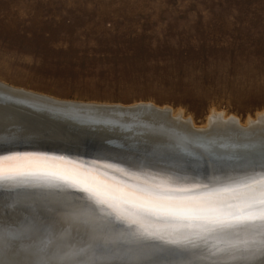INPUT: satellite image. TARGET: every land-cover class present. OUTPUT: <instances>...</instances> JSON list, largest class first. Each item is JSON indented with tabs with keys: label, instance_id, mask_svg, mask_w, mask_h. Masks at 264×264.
Instances as JSON below:
<instances>
[{
	"label": "rangeland",
	"instance_id": "rangeland-1",
	"mask_svg": "<svg viewBox=\"0 0 264 264\" xmlns=\"http://www.w3.org/2000/svg\"><path fill=\"white\" fill-rule=\"evenodd\" d=\"M0 81L246 124L264 112V0H0Z\"/></svg>",
	"mask_w": 264,
	"mask_h": 264
},
{
	"label": "snow or ice",
	"instance_id": "snow-or-ice-1",
	"mask_svg": "<svg viewBox=\"0 0 264 264\" xmlns=\"http://www.w3.org/2000/svg\"><path fill=\"white\" fill-rule=\"evenodd\" d=\"M121 164L29 152L0 156V187L86 194L84 205L67 213L71 231L0 220V264H231L264 257V152L244 167L202 176L148 159ZM101 167L132 182L108 177Z\"/></svg>",
	"mask_w": 264,
	"mask_h": 264
},
{
	"label": "bare ground",
	"instance_id": "bare-ground-1",
	"mask_svg": "<svg viewBox=\"0 0 264 264\" xmlns=\"http://www.w3.org/2000/svg\"><path fill=\"white\" fill-rule=\"evenodd\" d=\"M3 92L9 94L10 98L1 95ZM0 95L4 96L6 101L14 104L11 106L17 107L18 109L16 110H22L19 116L34 114V116L29 118V122L38 118L37 116L41 120H44L47 116L50 117L48 118L50 120L58 116H64L69 121H74L75 119L81 120L76 124V127L81 126L78 129L83 130V132H90V129L96 128L95 131H103L106 135L110 136L126 135L132 139L138 137L140 140L144 138L142 140L143 143H152V141L159 140V145L164 141V147L170 150H180L182 148L183 150L187 149L194 152L187 144L190 141L191 144L203 149L210 146L211 151L214 154L218 153L220 156L233 154L241 157L250 154L251 157L254 155L256 158H259L261 153L264 152V112L257 115L256 119L251 118L248 122L246 120V124H242L233 115L229 117L225 116L223 111H221L222 113L219 111L212 112L207 125L200 127L196 126L191 118L185 119L181 112L175 113L171 107H160L150 102L137 103L141 106H152L153 109L158 111L168 110V122L176 124L177 127L170 129L167 125L162 127L161 124L155 121L158 118L160 120V118L165 117L160 116L161 114H156L153 109H150V114H138L136 110L133 112L125 110V108L137 106V104H100L61 100L41 93L17 88L2 81H0ZM72 106L74 108H71ZM114 107L124 110L101 109ZM8 112L9 110L0 105V119L1 116H4L5 119L3 120L10 123L9 119L11 118L13 119L12 124L16 125L18 121L13 116L14 114L11 115ZM66 114H70L75 119L70 120ZM167 119L165 120L166 123H168ZM18 120L20 122V119ZM47 123L49 125H46ZM51 123L54 122L42 121V127L38 125L31 127L29 123V127L23 129L31 133L38 127L40 130L37 134L48 137L47 130L56 127L54 124H52L53 126L50 125ZM66 191H47V189L25 187H0V216L3 215L5 217L7 215L2 210L5 209L12 213V218L29 219L32 222H40L46 226H51L52 223H56L57 225L63 224L71 231V225L68 224L67 220V213L72 207H82L85 201L76 199L66 193ZM111 219L113 224L123 227L120 221L115 220L114 217ZM231 264H264V257L257 255L248 261H244V263L237 261L231 262Z\"/></svg>",
	"mask_w": 264,
	"mask_h": 264
},
{
	"label": "water",
	"instance_id": "water-1",
	"mask_svg": "<svg viewBox=\"0 0 264 264\" xmlns=\"http://www.w3.org/2000/svg\"><path fill=\"white\" fill-rule=\"evenodd\" d=\"M1 95H5V97L10 98V96H8L9 94H5V92L1 93ZM1 97L0 105L9 110V114H14L13 116L15 119H17L18 123L16 125L12 124L13 119L11 118L9 119L10 123H7L6 120H3L5 119L4 116H1L0 156L7 155L10 152L41 153L57 158H64V160L74 163L89 162L90 164L92 161L101 160L102 164L121 165L122 167H126L125 165L121 164L123 159H148L156 163L160 168L173 169L179 174L201 176L214 174V168L223 166L225 170H230L233 168L238 169L244 167L247 162L253 159H259L254 155L251 157L250 154L241 157L233 154L220 156L218 153L214 154L211 151L210 146H207L208 148H205V151V149L191 144L190 141H188L187 144L190 148H192V150H194L195 153L191 152V150H183L182 148L180 150L167 149L164 147V141L158 145L159 140L152 141V143H143L142 140L144 138L140 140L138 137H134L132 139L126 135H106L103 131H95L96 128L90 129L91 133L87 131L83 132V130L78 129L81 128V126L76 127V124L81 120L72 118L70 114L66 115H68L70 120L75 119L74 121H69L67 120L68 118H64V116H58L54 119H51L54 123H51L50 125L54 124L56 127L47 130L48 137H45V135L37 134V132L40 130L38 127H36L37 129H34V132L31 133H29L30 131L23 128L29 127V123L31 127L36 125L42 127V121L52 122L50 119H48L50 118L49 116H47V118L44 120H41L39 116H37L38 118L29 122V118L34 116V114L27 116L22 115V117L19 116V113H22V110H16L18 109L17 107L11 106L14 104L6 101L4 96ZM71 108L74 107L72 106ZM130 108H125V110H130V112L136 110L138 111V114H150L151 110L153 109L152 106H141L138 104L137 106ZM101 109L124 110L119 107ZM155 112L156 114L158 113L161 114L160 116L165 117L160 118V120L159 118L155 120L158 122V124H161L162 127L167 125V127H170V129L177 128L176 124H170L168 122V110H155ZM152 113L154 112L152 111ZM18 119H20V122ZM166 119L168 123L165 122ZM46 125L49 124L47 123ZM106 153L111 154L116 158L111 160L103 159L102 157ZM99 171L101 173H106L108 177H114L119 181L126 183L132 182L130 176L125 177L122 173H117L115 169H105L101 167ZM49 190L55 191L56 189H47V191ZM62 190H67L66 193L69 195L75 197L76 199L85 201L86 194L78 188ZM2 210H4L7 215H5V217L3 215L0 216V220H16L22 225L35 223L29 219L12 218V213H10L9 210ZM242 263H244V261Z\"/></svg>",
	"mask_w": 264,
	"mask_h": 264
}]
</instances>
